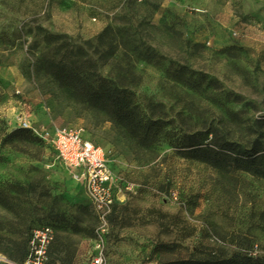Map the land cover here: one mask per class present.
Returning <instances> with one entry per match:
<instances>
[{"label": "rangeland", "instance_id": "1", "mask_svg": "<svg viewBox=\"0 0 264 264\" xmlns=\"http://www.w3.org/2000/svg\"><path fill=\"white\" fill-rule=\"evenodd\" d=\"M59 62L134 93L168 140L142 152L70 102L47 72ZM23 120L33 138L4 144ZM65 129L82 131L118 175L125 200L106 225L79 171L43 139ZM211 129L264 148V0H0V198L10 206L0 204V248L23 251L32 229L51 226V264H89L100 237L107 264L264 257V179L178 152L184 135Z\"/></svg>", "mask_w": 264, "mask_h": 264}, {"label": "trees", "instance_id": "2", "mask_svg": "<svg viewBox=\"0 0 264 264\" xmlns=\"http://www.w3.org/2000/svg\"><path fill=\"white\" fill-rule=\"evenodd\" d=\"M54 40L55 37H47L49 43ZM156 57L157 55L152 52L146 55V59L150 61ZM47 72L66 92L70 102L103 116L136 149L153 153L168 140L170 130L167 129L166 121L153 109L142 105L136 95L128 89L99 75L84 73L73 64L49 63ZM210 84L216 85L217 82L210 81ZM15 138L32 139L33 137L27 129L21 128L5 135L4 144H13ZM177 149L184 158L205 164L221 175L229 176L232 171L237 170L264 179V148L260 141L252 142L247 148L240 142L225 138L217 130L211 129L205 134L198 132L184 135L178 141ZM0 204L6 208L10 207L2 198ZM32 230L23 251L0 248V253L2 252L11 261L23 262L27 255V245ZM50 253L51 251L49 256ZM165 264H264V257L253 254H237L230 258L206 256L198 259L175 260Z\"/></svg>", "mask_w": 264, "mask_h": 264}, {"label": "built area", "instance_id": "3", "mask_svg": "<svg viewBox=\"0 0 264 264\" xmlns=\"http://www.w3.org/2000/svg\"><path fill=\"white\" fill-rule=\"evenodd\" d=\"M21 127L32 128L26 120L21 122ZM43 139L55 149L63 163L79 171L98 219L106 225L114 207L121 204L125 197H120L122 190L118 188V175L111 169L104 151L76 129H65ZM134 188V185L126 187L128 191ZM54 239L55 232L51 226L37 227L30 234L24 261L17 263L0 255V264H49V251ZM89 264H107L101 237L95 241V247L89 254Z\"/></svg>", "mask_w": 264, "mask_h": 264}]
</instances>
